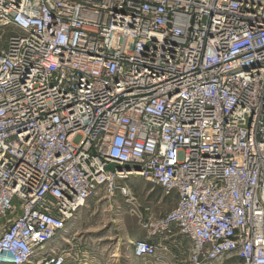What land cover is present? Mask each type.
I'll return each mask as SVG.
<instances>
[{
    "label": "built area",
    "instance_id": "1",
    "mask_svg": "<svg viewBox=\"0 0 264 264\" xmlns=\"http://www.w3.org/2000/svg\"><path fill=\"white\" fill-rule=\"evenodd\" d=\"M134 174L177 195L141 217L191 242L169 264H264V0H0V264H66L38 256Z\"/></svg>",
    "mask_w": 264,
    "mask_h": 264
},
{
    "label": "rangeland",
    "instance_id": "2",
    "mask_svg": "<svg viewBox=\"0 0 264 264\" xmlns=\"http://www.w3.org/2000/svg\"><path fill=\"white\" fill-rule=\"evenodd\" d=\"M122 185L128 186L130 195L117 190L112 196L102 193L92 198L83 212L68 222L63 237L58 236L59 252L68 257L66 264L131 263L135 259L131 242L148 233L141 217L163 218L177 204L176 194H166L142 176L132 175ZM75 232L78 243L72 241L73 245L68 239Z\"/></svg>",
    "mask_w": 264,
    "mask_h": 264
},
{
    "label": "crops",
    "instance_id": "3",
    "mask_svg": "<svg viewBox=\"0 0 264 264\" xmlns=\"http://www.w3.org/2000/svg\"><path fill=\"white\" fill-rule=\"evenodd\" d=\"M87 207H89V206H87ZM83 210L81 209L80 212L82 213ZM79 221H80V219H77L76 224ZM64 232H66V231L64 230L61 233V235H59V237L60 236L63 237L62 234ZM77 235H78V232H75V235L72 236L70 238V240L68 239V243H70V244L72 243L73 245H74V243H78ZM138 239H149L150 241L158 244L159 248H160L159 249V255H161L162 257L159 260L152 259L149 261H145L141 258H137L134 255V253L132 252V256H135V259H133V261L131 263H127V264H169V263L173 262L174 260H176L177 256H179L180 259L188 258L189 248H190L191 242L188 240V238H186L185 236L180 234L178 231H176L175 233H173L171 235L154 236V237H149L148 233H145ZM72 241H75V242L73 243ZM60 246H61L60 240H58V237H57L55 240L51 241L48 244L47 249L50 251L58 250ZM165 247H167L169 250L165 251L164 250ZM59 251H60V249H59ZM44 255H47V253L45 252ZM41 256L42 255H40L39 257H41ZM42 257H45V256H42ZM215 264H241V260L237 256H229V257H226V258L220 260L219 262H216Z\"/></svg>",
    "mask_w": 264,
    "mask_h": 264
},
{
    "label": "bare ground",
    "instance_id": "4",
    "mask_svg": "<svg viewBox=\"0 0 264 264\" xmlns=\"http://www.w3.org/2000/svg\"><path fill=\"white\" fill-rule=\"evenodd\" d=\"M134 175L140 176L139 174H134ZM57 237H58V236H57ZM55 239H56V238H55ZM55 239H54V240H55ZM47 248H48V246H47ZM47 248H46V250H45V251H43V252H40V255H42V256H47L48 254H47V255H44V253L48 251V249H47ZM40 255H39V256H40Z\"/></svg>",
    "mask_w": 264,
    "mask_h": 264
}]
</instances>
